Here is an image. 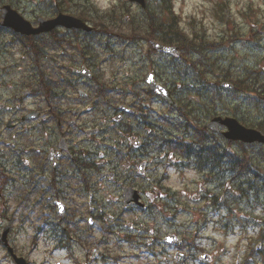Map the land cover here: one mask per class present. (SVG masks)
<instances>
[{
	"label": "flooded vegetation",
	"instance_id": "1",
	"mask_svg": "<svg viewBox=\"0 0 264 264\" xmlns=\"http://www.w3.org/2000/svg\"><path fill=\"white\" fill-rule=\"evenodd\" d=\"M4 4L10 5L22 15L21 11L14 8L15 4L20 3L3 2L0 6ZM135 6L139 8L142 16L136 21L133 20L134 26L129 35L131 37L125 39H132L130 41H134L139 46L147 43L143 55L148 53L149 56L154 55L155 59L150 60V67L146 64L144 72H137L133 78H123L121 82L123 90L126 89V84L123 82L127 80L133 84L134 89L140 87L142 90L134 92L131 103L119 104L115 109L113 119L118 128L114 130L118 136L117 157L122 172H118L117 167L106 170L103 160L93 159L95 151L90 148L100 151L105 147L106 129L99 145L90 144L91 137L102 133L99 130L94 132L95 128L88 129L81 125L78 130L83 138H79L76 143L73 136L76 133L74 128L78 125L77 119L65 118L63 114L60 115L53 109L58 104V92L51 90L50 87L55 88L58 78L65 81L68 87L78 84L82 86H77L78 89H87L86 85L90 84L91 80L81 75L78 70L85 67L98 76L94 71L95 62L89 55L91 42L88 38L92 34L56 27L50 32L26 37L0 25V88L4 90V93L0 91V264L5 260L15 264L12 253L22 258L26 264H30L29 256L39 247L42 248L41 252L47 259L55 252L65 250L67 258L73 264H90L111 259L108 252L99 250L100 246L108 245L107 240L105 238L95 240L94 230H98L99 227L103 235H110L112 226L102 227L103 216L96 212L97 207L94 206L93 194L96 191L94 183L115 184L121 190V198L123 188L131 187L136 191L138 199L135 203L125 205V208L151 215L154 211L150 200L162 204L164 199L161 197L164 187L159 180L160 176L152 175L156 173L158 167H166L168 164L181 169L182 173L187 171L195 173L201 182L207 185L228 180L236 183L246 178L245 183L248 187L241 188L236 201L246 193L254 195L258 193L260 198L257 201L255 196L254 205L259 203L262 205V185L258 188L253 187L252 182L257 181L253 177H259L258 172H252L253 168L259 171V165L255 164L253 160L255 156L252 157L253 154L247 150L255 144H245L243 151L234 150L233 145H218L213 139L218 133L213 135L207 128L208 123L201 124L209 108L216 111L217 97L214 95L217 94L219 87L218 79L210 81L207 87L204 84L205 80L198 75L197 84L190 87L195 90L205 88L206 92L201 97H185L179 92L178 83L179 80L181 82L182 74L178 69L199 67L206 71L210 67L213 70L217 64L207 53H212L214 48L202 47L201 43H196L194 47L189 44L187 47L185 36L178 32L181 28L177 18L168 15L165 11L151 9L149 0H146L143 8ZM59 13L73 14L61 9L55 1L47 13H39L31 19L22 16L33 27H37L39 18L52 19ZM166 14L168 16H164ZM1 30L8 31L14 42L17 39L21 49L10 48L12 40L5 39ZM100 34L93 33L94 36ZM108 35L118 36L112 32ZM80 37L86 38V41L83 39L80 42ZM164 39L179 41L177 54H164L151 48V42ZM163 44L171 46L167 43ZM53 50L62 53L69 51L68 62L71 66L68 62L67 66H60L58 55H51L49 52ZM14 53L19 54L21 60H12ZM194 55L198 60L192 61L191 56ZM44 57H51L50 66L54 69L53 82L43 80L45 77L39 71ZM26 58L31 62L27 70L33 80H27L25 70L21 69V64ZM60 67L69 73L70 78L68 76L65 78L59 72ZM164 67L173 68V76L166 75L167 70ZM195 72L198 74L197 71ZM150 76L157 84L168 89L173 105L151 91L146 82ZM100 80L101 78H98V81ZM34 81L36 84L30 90L29 96L37 98V102L27 107L22 92L27 87H32ZM18 85L20 93L17 92ZM207 93L213 94V97L209 98ZM43 96L49 104L50 112L42 107ZM201 100L206 101V105H202ZM155 104H159L161 108L156 110ZM196 106L200 107L195 108ZM72 115L76 116L74 112ZM214 116L215 114H212L209 117ZM219 133L222 135L221 131ZM27 134H30L29 137L36 134L35 140L32 141ZM256 145L261 148L257 155L262 156L261 150L264 146ZM98 156L100 157L99 154ZM168 157L170 160L165 162L164 159ZM109 173H113L114 177H108ZM100 174L106 176H99ZM248 178L252 179L250 184ZM94 179L97 181L93 182ZM201 190H204V187H201ZM198 197L199 201L194 202L205 204V207L192 209L180 205L177 209V212L187 214L192 219L185 222L186 230H189L190 234H168L178 238L180 245L176 248L180 251L194 248L198 240L205 238L202 233L207 230L208 224L213 223L222 234L239 233L238 242L245 241L249 246L248 254L241 264L252 263L251 257L258 252L262 253V217L258 216L251 220L248 214H243L238 209L224 207L229 200L227 194L219 198L217 194L209 193L207 196L205 193H200ZM14 199L16 206L10 208V200ZM192 200L195 198L193 197ZM159 210L156 209L155 212L160 213ZM169 212L171 213V210ZM219 212H224V216ZM213 216L214 218L210 219ZM198 217L201 219L198 220ZM6 226L9 230L3 241L2 232ZM28 231V247L24 252H20L14 245L15 239L19 234L25 235ZM156 234L157 232L153 231V235ZM166 236L162 235L160 239L155 236L150 244L146 242L141 244L138 241L141 248H135L136 253L131 259H135L137 264L167 263L164 245L166 247L172 245L165 243ZM91 243L96 245V248L93 247L90 252ZM254 244L260 251L251 247ZM105 249L109 250L107 247ZM114 258L118 259V257Z\"/></svg>",
	"mask_w": 264,
	"mask_h": 264
},
{
	"label": "rangeland",
	"instance_id": "2",
	"mask_svg": "<svg viewBox=\"0 0 264 264\" xmlns=\"http://www.w3.org/2000/svg\"><path fill=\"white\" fill-rule=\"evenodd\" d=\"M55 1L58 2L61 9L67 12L76 14L77 11H86L93 22L101 19L102 25L111 26L110 31L118 35L109 36V33L105 32L99 36L88 38L91 40L89 55L96 66L94 71L97 72V77L101 78V82L108 89L105 91L104 98L96 96L95 91L97 90L95 88L97 86L91 83L86 85L87 89L82 88L89 94L85 99L80 98L76 94L75 90L78 87H82L78 84V87L76 85L68 87L65 81L60 79L55 88H52V86L50 88L58 92V104H55L56 106L53 109L60 115L63 114L65 118L77 119L78 128H74L76 133L73 136L76 143L79 138H83L78 130L81 125L88 129L97 128L102 133L91 137L90 144L96 143L99 145L106 129L105 147H102L100 151L90 148L93 152L95 151L93 159L103 160L106 170L117 167V171L122 172L123 170L117 157L118 147L116 144L118 136L114 128H118V126L117 124L115 125L113 119L116 113L115 109L119 104L131 103L134 92H141L142 90L140 87L134 89L133 84L128 80L123 82L126 84V89L123 90L121 82L123 78H133L137 72H144L146 64L150 67V60L155 59L154 55L149 56L148 53L143 55L147 49V43L139 46L134 41H130L132 39H125V37H131L129 35L132 33L131 29L134 26L132 22L142 16V13H139V8L129 3L128 0H72L73 2H69V0H0V4L3 2L9 4L10 2L12 4L20 3L15 4L14 8L21 11L24 17L31 19L39 13H47L53 7ZM171 1L172 6L169 10H174L175 13L173 14L176 16L181 33L186 40L190 43L193 41L195 44L201 43L205 48H214L212 53L207 54L217 64L215 67L214 62L215 68L212 70L208 67L206 71L199 67L196 69L180 67L178 71L182 74V79L178 83L179 92L185 97H201L206 92L205 88L195 90L190 87V85L197 84L198 75L205 80L204 84L207 87L210 85V81H215V78H217L219 84L221 82L236 83V80H238L241 81L239 86L248 85L250 89L239 92L235 88L234 90H228L219 85L217 94L214 95L217 97L215 101L216 111L209 108L206 116L202 118L201 124L206 125L211 118L209 116L215 114V116L236 118L240 124L248 128L252 127L259 130L260 127V131L264 133V0ZM149 6L151 9L156 8L168 14L165 4L161 1L149 0ZM1 33L5 39L12 40L10 48L13 50L21 49V44H18L19 41L16 39L14 42L8 31L1 30ZM83 39L86 41V38L80 37V42ZM209 45L211 47H208ZM49 52L51 55H58L60 66H67L69 51L62 53L53 50V52ZM191 57L192 61L198 60L195 55ZM50 58L42 59L41 70L39 71L45 77L43 80L53 82L52 78L54 76L52 72L54 69L50 66ZM12 60H21L20 55L17 53L12 54ZM30 63V59L26 58V61L21 64V69L25 70L27 80H33V78H30L31 74L28 75L29 70H27L28 66L30 67ZM68 63L71 66L70 62ZM164 69L167 70L166 75L173 76V68H169L171 71L165 67ZM59 72L65 78L69 77V73L66 71L62 70ZM18 73L20 74L21 72L18 70ZM35 84L34 81L32 87H27L22 92L27 107H31L37 102V98L29 96V92L34 88ZM0 91L4 93L1 88ZM17 92L20 93L19 85L17 86ZM208 97H213V94H208ZM205 102L201 100L202 105H206ZM48 106L49 104L43 96L42 107L50 112ZM154 107L156 110L161 108L159 104H155ZM199 107L196 106L195 108ZM72 112L75 113V117H73ZM27 135L32 141L36 138V134L30 137V134ZM213 139L218 145H233L234 150H245L243 148L244 144L229 142L220 133ZM260 149L256 144L247 148L250 154H253L251 156H255L253 160L256 165H259L258 170L261 171L259 172L253 168L252 172H258L259 177H253L257 181H252L251 178H248L250 179L248 183L250 184L252 181L253 187L257 188L262 185V205L260 203L259 205H254L255 196L257 201L260 198L258 193L255 195L246 193V195L236 201L241 188L248 187L245 183L247 181L246 178L236 183L228 180L217 181L214 184L207 185L201 182L195 173L191 171L182 173L181 169L172 167L169 164L166 167H158L156 173L152 175L160 176L159 180L162 181V186L164 187L161 197L164 199L162 204L159 201L154 203L150 200L152 211H154L151 215L126 209L122 202L121 190L115 184L107 182L94 183L96 185V191L93 194L95 199L94 206L97 207L96 212L103 216L102 227L112 226L110 235H103L99 227L98 230H94L95 240L99 238L107 240L108 245L106 247L109 250L102 246H100L99 250L108 252V256L111 259L99 260L90 264H137V261L131 258L136 253L135 248H141L143 242L150 244L155 236L160 239L162 235L190 234V231L186 230L185 222L192 219V217L182 212H177V209L180 205L192 209L205 207V204L201 205L198 202H194L199 201L198 195L200 193H205L207 196H209V193L217 194L219 198L227 194L229 200L224 207L228 206L231 209H238L241 213L248 214L251 220L258 216L262 217V253L258 252L253 255L250 259L252 261L250 264L259 262L264 264V147L261 150L262 156L259 155V157L257 154ZM168 159L169 157L165 158L164 161L167 162ZM120 178L122 179V177ZM95 180L97 181V179H94L93 182ZM242 182H244L243 185H240ZM152 186L156 187L158 185L152 184ZM201 187H204V190H201ZM193 197L195 200H192ZM10 201V208H15L16 199ZM156 209H160V213L155 212ZM169 210H171V213ZM219 214L224 216L225 213L219 212ZM212 218L214 216L210 217V219ZM197 219L200 220L201 217ZM208 225L207 230L202 233L205 238L198 240L194 248H187L184 252L174 246L166 247L164 245L167 252V263L163 264H176L174 255L178 251L182 252L184 257L179 264H241L248 254L249 246L248 244L246 245L245 241L238 242L239 233L227 232L222 234L213 223ZM153 231H156L157 234L153 235ZM27 235H29V231L25 235L19 234L17 239L12 236L16 241L14 245L18 247L20 252H24L28 247ZM93 247L96 248V245L91 243L90 252ZM251 247L257 250L255 244ZM41 250V247L36 248L29 256L30 264H73L67 258L65 250L55 252L48 259L45 258ZM202 252L211 257L208 263L199 260L198 257ZM114 257H118V259ZM3 264L13 263L10 260H5Z\"/></svg>",
	"mask_w": 264,
	"mask_h": 264
},
{
	"label": "water",
	"instance_id": "3",
	"mask_svg": "<svg viewBox=\"0 0 264 264\" xmlns=\"http://www.w3.org/2000/svg\"><path fill=\"white\" fill-rule=\"evenodd\" d=\"M131 2H136L142 6H144V0H130ZM1 25L12 28L14 31L19 32L25 35H34L41 32H46L54 29L56 26H62L65 28H75V29H83L85 31H89L90 27H88L84 22L80 19H77L72 16L66 15H58L56 18L51 20L39 19L38 28H32L30 23L24 20L16 11L12 10L9 6H3L1 9ZM153 47L161 52H171L177 53L174 47H164L158 43H152ZM82 72H84L82 70ZM151 89L155 91L158 95L165 98L169 103V94L165 88L156 85L151 76L147 79ZM81 95L85 96L84 93L81 92ZM222 125L227 128V132L224 133V137L232 140V141H242L244 143H253L259 142L264 144V135L254 129H247L233 118H220L216 117L211 120L208 124V128L212 131H217L218 127ZM112 177V175H110ZM125 202L129 203L130 201H136L135 191L132 189H125L124 192ZM168 241H172V239H168Z\"/></svg>",
	"mask_w": 264,
	"mask_h": 264
},
{
	"label": "trees",
	"instance_id": "4",
	"mask_svg": "<svg viewBox=\"0 0 264 264\" xmlns=\"http://www.w3.org/2000/svg\"><path fill=\"white\" fill-rule=\"evenodd\" d=\"M77 16H79V15H77ZM84 18H85V16H84ZM99 23L102 24V20H100ZM161 41H163L164 43H169V44H173V45H177L179 43L178 40H174V39H166V40L164 39V40H161ZM237 81L238 80H236V82ZM238 82H241V81H238ZM237 87L241 88L242 90H244V89L250 90L248 85H241V86H237ZM259 130H261L260 127H259Z\"/></svg>",
	"mask_w": 264,
	"mask_h": 264
}]
</instances>
